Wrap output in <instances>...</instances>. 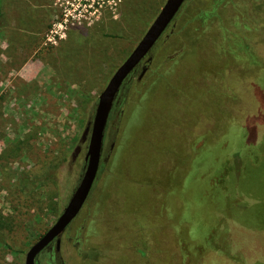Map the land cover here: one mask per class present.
I'll use <instances>...</instances> for the list:
<instances>
[{
	"label": "rangeland",
	"instance_id": "rangeland-1",
	"mask_svg": "<svg viewBox=\"0 0 264 264\" xmlns=\"http://www.w3.org/2000/svg\"><path fill=\"white\" fill-rule=\"evenodd\" d=\"M164 2L0 0V264H23L65 207L97 98ZM263 138L264 0H184L113 102L84 206L36 264L264 263V230L227 214L251 204L237 181Z\"/></svg>",
	"mask_w": 264,
	"mask_h": 264
},
{
	"label": "water",
	"instance_id": "water-1",
	"mask_svg": "<svg viewBox=\"0 0 264 264\" xmlns=\"http://www.w3.org/2000/svg\"><path fill=\"white\" fill-rule=\"evenodd\" d=\"M183 2L184 0H165L140 40L115 69L102 89L90 124L88 145L84 156L85 165L80 180L53 224L28 248L23 264H36L37 256L53 241L58 247L59 236L81 211L97 177L105 129L113 102L125 79L147 56Z\"/></svg>",
	"mask_w": 264,
	"mask_h": 264
},
{
	"label": "trees",
	"instance_id": "trees-1",
	"mask_svg": "<svg viewBox=\"0 0 264 264\" xmlns=\"http://www.w3.org/2000/svg\"><path fill=\"white\" fill-rule=\"evenodd\" d=\"M262 148L264 149V138ZM244 166L247 170L243 172L241 180L237 181V191L249 195L248 200H251V204L242 201L239 204L235 201L229 206L227 214L233 222L241 227L264 230V158H261L256 164L245 162ZM30 190H33V186L29 183L20 191L27 195ZM231 195H233V190ZM213 201L216 200L213 199ZM253 264L264 263L255 262Z\"/></svg>",
	"mask_w": 264,
	"mask_h": 264
}]
</instances>
